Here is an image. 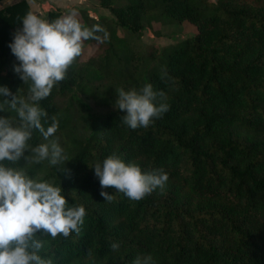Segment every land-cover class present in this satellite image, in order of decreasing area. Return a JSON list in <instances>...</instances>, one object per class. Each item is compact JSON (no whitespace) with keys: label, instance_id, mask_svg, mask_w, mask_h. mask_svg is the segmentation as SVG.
Here are the masks:
<instances>
[{"label":"trees","instance_id":"trees-1","mask_svg":"<svg viewBox=\"0 0 264 264\" xmlns=\"http://www.w3.org/2000/svg\"><path fill=\"white\" fill-rule=\"evenodd\" d=\"M97 1L113 18L76 7L48 13L51 23L75 10L84 26L109 33L105 43L85 41L83 51L95 46L94 53L82 63V51L39 101L49 114L45 128L53 115L59 121L49 139L61 140L65 164L4 162L61 186L70 207L86 209L78 234L41 237L39 254L51 264H133L138 255L154 264H264V0ZM30 12L27 0L0 8V86L24 97L29 84L14 71L20 61L9 44ZM184 22L195 26L193 36L141 53L136 40L146 28ZM147 84L167 94L170 110L133 130L115 108L116 89ZM92 102L106 113L93 112ZM0 116L19 119L12 110ZM47 142L33 130L28 143ZM112 154L142 172L163 169V193L133 201L102 189L91 166ZM101 191L114 199L106 202Z\"/></svg>","mask_w":264,"mask_h":264},{"label":"clouds","instance_id":"clouds-1","mask_svg":"<svg viewBox=\"0 0 264 264\" xmlns=\"http://www.w3.org/2000/svg\"><path fill=\"white\" fill-rule=\"evenodd\" d=\"M75 10L51 23L28 13L23 27L17 29L9 48L20 61L14 67L20 79L29 84L28 95L13 94L7 86H0V112L15 111L18 121L0 116V264H51L39 254L44 247L41 237L58 235L69 237L79 233L86 209L83 205L69 206L61 186L31 177L24 167H9L4 162L40 164L47 160L51 166L64 165L67 160L57 139H49L58 131L59 121L41 108L39 101L50 96L53 88L67 76L68 69L81 56L84 42L105 43L109 33L100 24L84 26ZM102 34V35H101ZM115 108L126 112L122 122L129 128H148L170 110L167 94L155 91L152 84L141 89H116ZM33 130H38L47 143L29 145ZM30 155L25 156V152ZM99 178L101 188H114L133 201H140L157 188L163 190L169 180L163 169L142 172L135 163H125L112 154L103 163L91 166ZM61 168V167H60ZM59 168V169H60ZM58 169V170H59ZM100 195L106 202L114 196L107 191ZM39 234V235H38ZM112 251L120 244H111ZM133 264H154L151 255H138Z\"/></svg>","mask_w":264,"mask_h":264},{"label":"rangeland","instance_id":"rangeland-1","mask_svg":"<svg viewBox=\"0 0 264 264\" xmlns=\"http://www.w3.org/2000/svg\"><path fill=\"white\" fill-rule=\"evenodd\" d=\"M18 0H6L0 3V8L5 7L11 3H14ZM31 13L38 16L39 18L48 22V13L53 10L63 9L64 12L70 11L72 7L76 5H71V1L69 3L59 2L57 4L51 3L54 0H27ZM58 1V0H57ZM63 1V0H60ZM79 6L76 8H84L89 14L95 18L107 17L113 18L112 14L108 10H103L97 2V0H77ZM96 2V3H95ZM76 2L72 3L75 4ZM58 4H63L64 8H59ZM196 33L195 26L191 25L188 22L184 23H173V24H160L154 23L152 26L146 28L142 33L141 37L137 39L141 53H145L147 47L150 45H158L160 47L170 46L177 42H180L187 37H191ZM120 36H128L129 38L134 39V35L130 32H123L119 30ZM95 46H89L84 49L83 56L81 62L84 63L87 59L94 53ZM93 112L103 114L106 113L107 109L103 106H97L93 102L90 103ZM61 140H59L60 142Z\"/></svg>","mask_w":264,"mask_h":264},{"label":"crops","instance_id":"crops-1","mask_svg":"<svg viewBox=\"0 0 264 264\" xmlns=\"http://www.w3.org/2000/svg\"><path fill=\"white\" fill-rule=\"evenodd\" d=\"M51 1V0H50ZM68 1H71V5H76V6H74V7H72V8H75V7H77V6H79L77 3H79V2H77V0H67V1H65L66 3H69ZM59 2H63V3H65L64 2V0L63 1H60V0H54V1H51V3H53V4H57V3H59ZM74 2H76L75 4H72V3H74ZM98 2V1H97ZM96 3V2H95ZM58 7L59 8H64L63 7V4H58ZM82 9H84V8H82ZM60 10H62V11H64L63 9H60ZM103 10H105V9H103Z\"/></svg>","mask_w":264,"mask_h":264}]
</instances>
